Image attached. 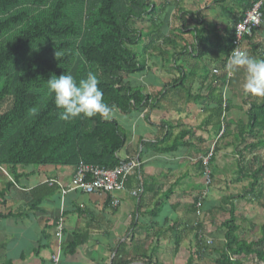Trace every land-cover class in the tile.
<instances>
[{"label":"crops","instance_id":"crops-1","mask_svg":"<svg viewBox=\"0 0 264 264\" xmlns=\"http://www.w3.org/2000/svg\"><path fill=\"white\" fill-rule=\"evenodd\" d=\"M152 2L153 14L136 23L143 24L135 52L145 69L126 79L147 98L139 110L126 115L117 112L115 118L128 132L117 157H137L140 173L129 176L124 191L115 195L118 206L112 208L108 196L78 190L60 193L54 182L69 185L74 167H17L14 172L0 167V264H52L59 221L64 229L57 264H111L114 256L122 264H143L145 256L158 264H185L191 255L196 256L197 224L204 233L207 228L212 234L220 233L221 245L222 233L213 222L220 200L205 199V211L199 215L192 209L193 200L205 189L200 159L212 147V169L214 163L221 169L228 159L236 158L229 182H246L243 187L248 181L237 180V161L264 160V150L250 153L246 147L253 140L240 136L249 125L251 106L262 100L243 89V73L229 75L227 62L220 63L248 0ZM182 11L199 13L203 19L194 23L181 18ZM249 41L245 51L254 56L252 47L259 58L264 53V19ZM221 93L227 107L223 118L214 101ZM222 126L225 131L218 138ZM240 139L245 141L237 146ZM171 146L173 151L159 152ZM262 200L248 204L260 206ZM235 213L237 217L240 212ZM241 220L239 232L254 227L250 218ZM74 240L81 243L69 253L68 245Z\"/></svg>","mask_w":264,"mask_h":264},{"label":"trees","instance_id":"trees-1","mask_svg":"<svg viewBox=\"0 0 264 264\" xmlns=\"http://www.w3.org/2000/svg\"><path fill=\"white\" fill-rule=\"evenodd\" d=\"M152 1L0 0V109L7 106L0 113V167L14 172L17 167L75 168L80 162L104 169L118 166L122 159L117 154L127 140L122 127L115 119L105 121L99 116L80 117L71 122L60 120L61 109L57 108L49 93L47 80L65 73L71 74L78 82L91 71L100 79L105 101L115 105L118 113L126 115L139 110L147 96L141 90L131 88L126 79L145 69L133 49L143 37V32L135 24L153 14L155 4ZM257 2H261L263 21L264 0H248L244 12ZM184 17L194 23L203 19L199 13L188 11H182L181 18ZM256 30L245 39V45ZM231 39L220 56L222 66L228 60ZM250 52L254 56L258 54L252 47ZM258 57L264 58V53ZM223 95L214 98L219 118L225 100ZM224 110L227 111V107ZM244 134L254 142L246 147L250 153L260 148L264 150V99L251 106L249 125L241 138ZM244 139L236 140L237 146ZM174 149L171 146L159 152ZM212 159L213 155L210 162ZM200 166L202 171L201 160ZM236 173L237 180L246 179L248 184L242 188L241 194L221 199L219 209L223 210L224 217L218 230L223 242L219 250L214 251L213 264H244L249 258L257 264H264V223L257 240H241L233 205V201L246 197H252L251 202L264 201V160L253 157L244 164L238 160ZM199 198L200 195L196 196L192 203L193 212L198 215L204 210L205 199L199 201ZM198 203L200 206L196 207ZM222 205L227 208L223 209ZM197 225L194 228V253L202 256L205 250L200 246L202 240L198 238V232L204 231L201 224ZM80 241L69 244L68 252L73 253ZM192 257L186 264H191ZM115 258L111 264H122L121 261L116 263ZM143 260V264H158L151 256H145Z\"/></svg>","mask_w":264,"mask_h":264},{"label":"clouds","instance_id":"clouds-1","mask_svg":"<svg viewBox=\"0 0 264 264\" xmlns=\"http://www.w3.org/2000/svg\"><path fill=\"white\" fill-rule=\"evenodd\" d=\"M55 55L58 53L55 52ZM229 75L243 73V89L251 96L264 99V58L251 56L247 51L234 49L228 59ZM100 79L89 71L78 82L71 74L53 75L47 80L50 95L59 112V119L71 122L76 118L99 116L105 121L116 117L118 109L105 101Z\"/></svg>","mask_w":264,"mask_h":264},{"label":"built area","instance_id":"built-area-1","mask_svg":"<svg viewBox=\"0 0 264 264\" xmlns=\"http://www.w3.org/2000/svg\"><path fill=\"white\" fill-rule=\"evenodd\" d=\"M261 2H257L252 8L244 12V14L241 17V20L235 25L233 36L231 39V49L228 56H231L232 51L234 49L244 50L245 51V39L250 38L253 34V31L258 29L261 25L262 20V14H261ZM228 62V60H227ZM227 64V63H226ZM214 74L216 71L213 72ZM225 101H223L222 104V114L221 117L225 115L224 109L226 105L224 104ZM224 126L221 128V132L218 135V138H220L223 134ZM214 147L206 154V156L201 160L202 164V176L204 179L205 184V191H202L200 193L199 201L204 199L207 195V187L212 182L211 173H210V159L213 155ZM127 162L123 164L120 168L114 170V171H103L98 168H92L85 166L83 164H80L79 169L77 171L76 177L71 182V189H80L83 192L86 193H92L96 191H104V192H111L115 187L121 189V184H119L118 180L119 177H124L127 175L134 167V159L135 157L125 158ZM90 176V180H86L87 176ZM83 183L87 184L86 186H83ZM115 205V202H114ZM199 203L196 204V207H199ZM62 223L59 221V223L56 226L55 229V241H56V250L51 258L52 264L53 262L56 263L59 260L61 251H57L61 249L62 246V232L61 226L59 224ZM198 238L203 239L202 233L198 232ZM211 242V241H210Z\"/></svg>","mask_w":264,"mask_h":264},{"label":"rangeland","instance_id":"rangeland-1","mask_svg":"<svg viewBox=\"0 0 264 264\" xmlns=\"http://www.w3.org/2000/svg\"><path fill=\"white\" fill-rule=\"evenodd\" d=\"M142 25L143 24H135V27L140 28L139 26H142ZM139 47L140 46L138 44L135 48H133L134 51L139 50ZM1 88H2V80H0V90H1ZM259 100H263V99H259ZM6 108H7V106H3L0 109V113H3ZM126 135L128 137L127 131H126ZM235 159L236 158H231V160L228 159L227 164L224 167L220 166L221 169H219V167H218L219 165L216 167L215 163L213 165V169L210 165V173L213 174V179H212L211 184L208 185L209 190H207V192H209V193H207L205 199L217 200V201L220 200L219 204L216 203V208L219 207V205L221 204V199L224 196L232 195V194H234V195L241 194L243 186L246 185V182L239 183V184H234L233 181L229 182V180L232 179L231 178L232 172L235 171ZM201 177L203 179V176H201ZM202 188H205L204 179H203ZM205 190H206V188L203 191H205ZM251 200H252V197H246L244 200L233 201V205H234V207H236L235 209L237 210V212H240V213H237V217L239 219L237 221V223L241 224L240 222L242 221L241 220L242 217L243 218L246 217L247 219L250 218V220L254 226V227L250 226V228L248 230H246L245 232H242V231L238 232V236L240 237L241 240H244V241H255V240H257L259 238V234H260V231H259L260 226L263 225V223H264V201L261 203L260 206H255V205H249L248 204V203L252 204ZM217 210L218 211L216 213H214V216H213L214 217L213 222H214L215 227L220 226V221L224 217V214L220 213L221 209H217ZM242 212H246V214H244ZM215 215H217V216H215ZM199 217L200 216H198V218ZM203 219H204V221L207 222L206 225H208L209 220L205 219L204 217H203ZM244 225H245V228H247L246 224H244ZM210 233L211 232L208 231V228L206 229L205 233L202 232L203 239L201 242L202 244L200 243V246L205 251L203 252L200 260H198V258L196 257L197 255L196 256L194 255L191 264H213V258L215 256L214 251H218L220 246H221L220 244H218L220 233H217V232H215L214 234H212V233L210 234ZM222 242H221V244H222ZM187 260L188 259H186L185 264L187 263ZM244 264H257V263H255L254 260L249 258V259L245 260Z\"/></svg>","mask_w":264,"mask_h":264},{"label":"bare ground","instance_id":"bare-ground-1","mask_svg":"<svg viewBox=\"0 0 264 264\" xmlns=\"http://www.w3.org/2000/svg\"><path fill=\"white\" fill-rule=\"evenodd\" d=\"M126 162H127L126 159H122V160H120L118 166L115 167V168H113V169H104V168H100V167H97V166L86 165V164L80 162V163L74 168V169H75V172H74V177H73V179H74V178L76 177V175H77V171H78V169H79L80 164H83V165H85V166L92 167V168H98V169L103 170V171H114V170L120 168V167H121L123 164H125ZM134 164H135V167H134V168H133V169H132L127 175H125L124 177H122V176L119 177L118 182H119V184H121V189H120V190H119V188L115 187L111 192L96 191V192H92V193H86V192H83V191L80 190V189H74V190L71 189V182L73 181V179H72V181L70 182V184L67 185V186H65V187L62 186V185H60V184L57 183V182H54V183H56V184L58 185V187L60 188V193H61L62 195L67 194V193L70 192V191L78 190V191H81V192L84 193V194H101V195H104V196H108L110 206H111L112 208H116V207L118 206V200L115 199V195L124 191V189H125V184H126V181H127V179H128L129 176H131V175H133V174H139V173H140L141 163H140V161H139V159H138L137 157H135V159H134ZM90 179H91V177L88 175V176L86 177V180H90ZM83 186H86V188L88 187L86 183H83ZM114 202H115V205H114ZM229 216H230V215H229ZM241 224H242V223H241ZM59 226H61V229H62V230L64 229L63 223H60ZM62 233H63V232H62ZM54 238H55V237H54ZM57 251L60 252L61 249H59V250H57ZM60 255H61V253H60ZM58 261H59V260H58ZM58 261H57L56 263L53 262V264H57Z\"/></svg>","mask_w":264,"mask_h":264}]
</instances>
